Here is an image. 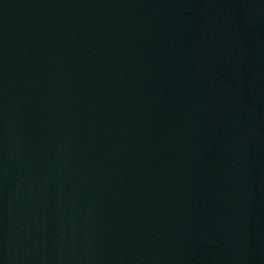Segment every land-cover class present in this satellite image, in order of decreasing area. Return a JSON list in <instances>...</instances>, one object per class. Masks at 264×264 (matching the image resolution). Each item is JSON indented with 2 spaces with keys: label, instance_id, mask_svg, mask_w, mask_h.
<instances>
[{
  "label": "water",
  "instance_id": "95a60500",
  "mask_svg": "<svg viewBox=\"0 0 264 264\" xmlns=\"http://www.w3.org/2000/svg\"><path fill=\"white\" fill-rule=\"evenodd\" d=\"M0 264H264V0H0Z\"/></svg>",
  "mask_w": 264,
  "mask_h": 264
}]
</instances>
